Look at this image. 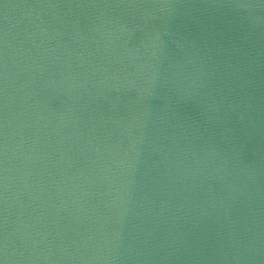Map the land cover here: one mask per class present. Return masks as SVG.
Here are the masks:
<instances>
[{
	"label": "water",
	"instance_id": "1",
	"mask_svg": "<svg viewBox=\"0 0 264 264\" xmlns=\"http://www.w3.org/2000/svg\"><path fill=\"white\" fill-rule=\"evenodd\" d=\"M0 264H264V0H0Z\"/></svg>",
	"mask_w": 264,
	"mask_h": 264
}]
</instances>
